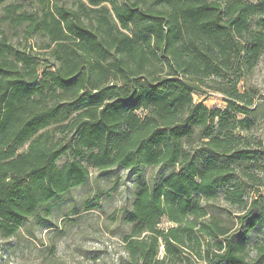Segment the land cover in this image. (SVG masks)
<instances>
[{
    "label": "trees",
    "instance_id": "16d2710c",
    "mask_svg": "<svg viewBox=\"0 0 264 264\" xmlns=\"http://www.w3.org/2000/svg\"><path fill=\"white\" fill-rule=\"evenodd\" d=\"M65 1L0 0V237L122 169L138 177L117 264H264V143L240 87L264 0Z\"/></svg>",
    "mask_w": 264,
    "mask_h": 264
},
{
    "label": "rangeland",
    "instance_id": "374dc122",
    "mask_svg": "<svg viewBox=\"0 0 264 264\" xmlns=\"http://www.w3.org/2000/svg\"><path fill=\"white\" fill-rule=\"evenodd\" d=\"M74 1L65 2L70 6ZM243 85L252 90L258 105L254 126L248 134L264 143V55L240 87ZM194 100L212 109L226 106L221 93L206 88L195 91ZM168 170L150 167L139 175L153 179ZM137 177L134 171L122 169L107 175L93 171L87 184L57 200L46 220L40 212L39 218L30 219L16 235L0 237V264H117L126 257L122 237L129 231L120 220V210L130 207ZM87 200L92 201V209L86 208ZM169 225L162 219L160 227ZM252 237L264 242V229L255 230Z\"/></svg>",
    "mask_w": 264,
    "mask_h": 264
}]
</instances>
